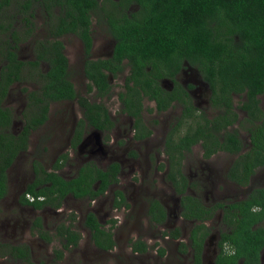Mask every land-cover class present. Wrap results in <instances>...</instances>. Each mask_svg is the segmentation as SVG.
Wrapping results in <instances>:
<instances>
[{
  "label": "flooded vegetation",
  "instance_id": "obj_1",
  "mask_svg": "<svg viewBox=\"0 0 264 264\" xmlns=\"http://www.w3.org/2000/svg\"><path fill=\"white\" fill-rule=\"evenodd\" d=\"M75 1L0 0V96L5 95L1 107L10 109L17 119L12 125L13 133L17 135L24 127L21 118L30 109V98L42 97L45 77L58 57L56 48L67 59L66 79L77 94L74 101L50 105L48 121L32 131L28 149L7 170V193L0 200V241L7 247L0 249V256L28 264L15 257L28 248L35 264L42 262L34 258L44 253L47 259L53 253V260L45 262L51 264L56 260V249L52 253L48 250L58 241L64 256L71 255L69 264H215L221 256L234 255L239 248L232 237L240 231L243 215L238 204L251 201L253 193L264 189V168L256 169L252 176L250 173L247 183L244 168H236L239 158L251 151V118L242 109L248 101L247 92L232 91L230 98L217 97L207 78L188 61L177 73L165 75L166 70L159 67L161 76H165L155 78L157 67L149 65V78L142 76V70L134 77L132 61L115 57L118 42L112 32L116 31L114 24L122 25L125 15L138 13L141 7L133 3L126 9L123 0H94L96 7L83 2L80 9ZM101 73L107 75V87L97 85L91 78ZM17 75L20 80L9 83ZM152 79L157 80L160 90L150 85ZM75 82L82 87L78 89ZM15 90L21 103L20 114L7 105ZM262 97L258 99L264 110ZM80 98L89 101L91 108L81 106ZM189 100L207 118L222 117L221 123L225 117L232 121L233 116L227 113L231 104L238 120L228 130L238 131L241 151L230 152L223 139L217 146L221 148L210 157L206 156L204 141L191 150L176 147L177 128L186 126ZM112 102L117 104L114 110ZM160 102L167 106L165 110L160 109ZM55 104L64 106L58 108L62 110L57 116H52ZM86 113L99 118L102 127L92 125ZM106 115L109 120H105ZM239 129H247L246 138ZM39 131L42 132L35 140ZM196 147L201 149L198 155L193 154ZM180 152L184 156L179 160L176 155L179 158ZM63 157H67L65 166L73 167L74 173H63L65 166L55 168ZM27 162L31 178L24 168ZM35 162L41 167L39 175L43 179L45 171L74 181L84 166L95 164L103 172L112 170L114 182L95 197L76 198L70 193L63 200L59 195L40 198L45 205L38 209L26 202H35L32 195L25 197L37 177ZM175 165L188 183L182 194L171 180ZM255 182L258 185L251 187ZM101 185L102 180H97L94 190L99 191ZM46 186L52 191V184ZM119 192L122 196H118ZM188 197L209 210L202 220L186 217L191 212L184 204ZM155 203L159 206L155 207ZM91 215L98 229L89 226ZM38 220L41 226L36 224ZM258 225L264 227V221ZM198 226L204 227L195 233ZM204 233L201 247L197 242ZM226 234L230 240H224ZM42 235L54 241L48 242ZM238 264H245V259ZM260 264H264V248Z\"/></svg>",
  "mask_w": 264,
  "mask_h": 264
},
{
  "label": "trees",
  "instance_id": "obj_2",
  "mask_svg": "<svg viewBox=\"0 0 264 264\" xmlns=\"http://www.w3.org/2000/svg\"><path fill=\"white\" fill-rule=\"evenodd\" d=\"M123 1L126 9L133 3L141 7L138 13H132L131 16L125 15L122 25L114 24L116 31L112 32L118 42L115 57L124 56L132 61L134 77L139 76L137 72L142 70L144 72L142 76L146 75L144 77L149 78L151 74L146 72L149 65L157 67L158 75L154 76L155 78L161 76V67L167 71L164 72L165 75H169V72L177 73L183 66V62L188 61L207 78L214 93L218 94L217 97L230 98L232 91L247 92L248 101L242 109L248 111L251 118V151L242 155L236 163V168L243 167L246 171L247 183L250 173L252 176L256 169L264 168V110L260 107L258 99L259 96L264 95V0ZM83 2H90L97 6L94 0L75 1L80 9L84 5ZM56 49L58 57L45 77L43 95L42 97L34 95L30 98V109L21 118L24 127L17 135L12 131L13 122L17 119L14 118L10 109L1 107L5 95L0 96V200L7 193V170L19 155L28 149L32 131L48 121L50 105L53 102L74 101L77 98L72 83L66 79L67 59L58 48ZM19 66L21 67L22 64L19 63ZM91 78L97 85L99 83H103L104 87L108 85L107 75L104 73ZM16 80H20V76L17 75L9 83ZM152 84L160 90L156 79H152L150 85ZM79 100L81 106L91 108L89 101L84 98ZM187 103L190 105L184 121L186 126L177 128L179 140L175 142L176 147L191 150L192 146L204 141L206 143L204 147L207 149L206 156L210 157L221 148L217 146L223 139L226 144H229L230 152L241 151L242 142L238 131L228 130V127L233 126L238 120V115L233 111L231 104L228 106L227 113L233 116L232 121L225 117V122L221 123L222 117L209 119L203 113H199L190 100ZM33 106L38 109L34 110ZM166 108L167 106L160 102V109ZM85 116L95 127H102L98 124L99 118H91L87 113ZM108 118L106 115L105 120H109ZM183 156V152H180L179 158L176 155L179 160ZM66 161L67 157L61 158L55 168H63ZM178 164L180 165L179 162ZM39 168H41L39 163L35 162L34 171L37 177L25 194V197L30 194L35 198V202L29 200L26 202L34 204V207L38 209L45 205L40 198L59 195L63 200L70 193L76 198H83L86 195L95 197L103 194L114 182L111 178L112 170L103 172L95 164L84 166L80 170V177L69 182L61 179L57 174H49L45 171L43 173L46 178L43 179L39 175ZM114 169L118 171L117 166ZM99 179L102 180V185L99 191H95L94 184ZM171 180L176 184L178 191L181 194L184 193L188 183L178 165L174 166ZM46 184H52V191L47 189ZM41 186L43 189H37ZM118 196L122 194L119 192ZM61 200L57 206L61 205ZM188 201H190L189 204ZM185 203L191 210L190 214H186V217L190 219L202 220V216L209 213V210L194 198H184ZM157 206H159L158 203H155V207ZM238 206L243 214L240 218L242 227L232 240L238 244L239 249L234 255L219 257L215 264H238L242 258L245 259V264H260V253L264 248V227L258 224L264 221V189L257 190L251 195V201L239 203ZM89 220V226L98 229L93 215L89 217ZM36 224L41 226V221L38 220ZM203 227L198 226L194 232L201 231ZM254 227L256 229H253ZM42 237H46L48 242L54 241L49 235H42ZM223 237L225 241L231 238L227 234ZM106 238L110 243V235ZM204 239L205 233L197 242H200L201 247ZM100 245L104 244L100 243ZM6 247L0 241V249ZM55 253L56 260L51 264H60L59 261L64 258V251L56 249ZM15 257L28 264H35L32 262L28 248L21 250ZM197 257L198 260L201 259L199 254Z\"/></svg>",
  "mask_w": 264,
  "mask_h": 264
},
{
  "label": "rangeland",
  "instance_id": "obj_3",
  "mask_svg": "<svg viewBox=\"0 0 264 264\" xmlns=\"http://www.w3.org/2000/svg\"><path fill=\"white\" fill-rule=\"evenodd\" d=\"M77 72V71H76ZM76 76V75H75ZM74 76V77H75ZM76 83V82H75ZM76 85H77V87H78V89L79 88H81L82 87V85L79 83H76ZM21 88H23V87H21ZM17 90H19V88H17ZM17 90H15L14 92H13V94H12V96H11V98L8 100V102H7V105L8 106H10V108H12L14 111H17V113H19L20 114V110H21V103H20V101H18V96H17V94H18V91ZM17 91V92H16ZM62 106H64V104H55V105H53L52 106V113H51V115L52 116H57L56 114H58V113H60L61 112V110L62 109H58L59 107H62ZM117 106V104L116 103H114V102H112L111 103V107H112V110H114L115 109V107ZM264 106V97H262V107ZM58 110V111H57ZM56 111V112H55ZM80 113V112H79ZM210 114H211V111H210ZM209 114V115H210ZM18 115V114H17ZM59 116V115H58ZM46 127H48V126H46ZM18 127L16 128V130L18 131ZM241 132H242V135H243V137L244 138H246V136H247V129H239ZM42 131H39L38 133H36L35 134V140H36V138H39L38 137V135L41 133ZM201 153V149H200V147H196V148H194V153L193 154H200ZM225 160L226 159H228V158H224ZM24 160H25V158H24ZM229 160H230V158H229ZM24 162V161H23ZM28 164V165H27ZM22 165L24 166V163H22ZM26 167H24L25 168V171L26 172H28L29 173V175H30V178H31V176H32V169L30 168V166H29V162H27L26 163ZM21 171H23V170H21ZM71 171H73V173L75 172V170H74V168L72 167H69V166H65L64 168H63V173H70L71 174ZM29 178V179H30ZM258 184H257V182H255L254 184H253V186L251 185V187H256ZM161 187V184H159V188ZM12 193H13V191H12ZM34 236V235H33ZM148 241V240H147ZM59 242V241H58ZM58 242H55V244H53L52 246H50L49 247V252H51L52 253V249H53V251H54V249H58V248H61V245H60V243H58ZM151 244V243H150ZM152 246H154L156 243H155V241H153L152 242ZM161 246H165L164 244H162ZM161 246H159V248H163V247H161ZM155 249H158V248H155ZM43 255H44V253H43ZM43 255L42 256H39L38 258H34L33 259V261L35 260L36 262H42V263H44V262H50L51 260H53V253H52V255H51V257H48L47 259H45L44 257H43ZM71 262V255L70 254H66L65 256H64V259H63V261H62V264H69ZM0 264H22L21 262H16V261H13L12 259H10V258H8V257H2V256H0Z\"/></svg>",
  "mask_w": 264,
  "mask_h": 264
}]
</instances>
